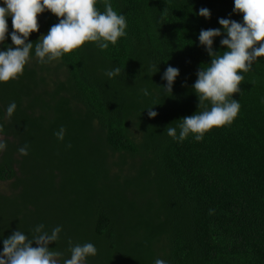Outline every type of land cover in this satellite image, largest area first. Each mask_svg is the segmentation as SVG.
I'll return each mask as SVG.
<instances>
[{"label":"trees","instance_id":"obj_1","mask_svg":"<svg viewBox=\"0 0 264 264\" xmlns=\"http://www.w3.org/2000/svg\"><path fill=\"white\" fill-rule=\"evenodd\" d=\"M109 2L127 22L115 45L101 50L86 42L41 64L35 45L59 22L45 10L26 40L33 49L23 74L0 82L7 144L0 152V252L14 231L31 239L43 224L49 234L62 229L49 244L63 253L60 264L70 258L69 241L97 249L84 264H264V56L240 73L232 97L240 110L231 124L199 142L167 135L174 127L178 136L182 118L203 110L192 86L212 57L200 31L221 30L212 49L222 55L226 33L218 20L242 23L243 14L233 12L234 0ZM96 7L103 12L104 0ZM201 8L209 18L198 15ZM6 20L0 51L15 47L12 17ZM169 66L179 75L165 93ZM116 67L119 75L109 78ZM61 126L62 141L55 135Z\"/></svg>","mask_w":264,"mask_h":264},{"label":"clouds","instance_id":"obj_2","mask_svg":"<svg viewBox=\"0 0 264 264\" xmlns=\"http://www.w3.org/2000/svg\"><path fill=\"white\" fill-rule=\"evenodd\" d=\"M96 4L97 0H4V6H0V42L5 41L8 32L6 17L11 16V41L15 47L0 51V82L7 83L23 74L33 49V43H26V40L32 32L39 30L38 14L45 10L59 18V22L52 25L35 45V57L39 63L57 61L86 42H95L101 50L107 49L109 43L115 45L120 37L126 35L125 16L117 14L109 0H104L103 12L97 9ZM233 12L243 14L242 23L225 18L218 20L226 33V37L220 40L221 46L227 49L222 55H217L212 49L213 38L221 36L220 29L201 30L199 33L200 44L212 57L210 66L197 72V80L192 86L199 100L198 107L203 110L182 118L178 136L176 128L167 129V135L174 140L182 142L192 134L197 142L202 141L204 134L212 128L231 124L240 110L238 100L232 98L234 93L240 92V84L244 80L240 73L248 72L252 63L264 56V0H234ZM198 15L209 18L210 11L201 8ZM119 73L120 68L116 67L106 75L112 78ZM178 75L179 69L166 68L162 76L167 81L163 88L165 93L172 92ZM143 92L146 96L149 94L146 89ZM15 109L16 103L12 102L7 107L5 119H10ZM147 114L151 118L157 112L150 107ZM64 132L61 126L55 133L58 140L64 139ZM6 147V141L0 137V152ZM18 152L26 156L27 145L19 148ZM44 228L43 224L37 225L31 239L19 230L4 239L0 264H60L63 253L51 250L49 244L59 239L62 229L56 226L49 234ZM69 244L71 255L63 260V264H84L88 256L97 253L92 243L71 246L69 241ZM155 264L167 262L156 259Z\"/></svg>","mask_w":264,"mask_h":264},{"label":"rangeland","instance_id":"obj_3","mask_svg":"<svg viewBox=\"0 0 264 264\" xmlns=\"http://www.w3.org/2000/svg\"><path fill=\"white\" fill-rule=\"evenodd\" d=\"M10 81H11V80H10ZM7 83H8V82H7ZM5 184H6V183H3L1 186H3V187H4V186H5ZM2 190H3V189H2Z\"/></svg>","mask_w":264,"mask_h":264}]
</instances>
